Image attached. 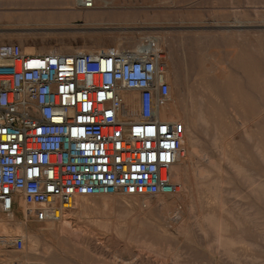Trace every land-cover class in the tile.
Segmentation results:
<instances>
[{"label": "rangeland", "instance_id": "rangeland-1", "mask_svg": "<svg viewBox=\"0 0 264 264\" xmlns=\"http://www.w3.org/2000/svg\"><path fill=\"white\" fill-rule=\"evenodd\" d=\"M95 7L0 0V46L68 54L155 40L170 85L164 104L183 126L187 197L166 207L163 195L80 196L41 232L25 206L0 211V264H264V0ZM16 227L29 240L11 246Z\"/></svg>", "mask_w": 264, "mask_h": 264}, {"label": "built area", "instance_id": "built-area-1", "mask_svg": "<svg viewBox=\"0 0 264 264\" xmlns=\"http://www.w3.org/2000/svg\"><path fill=\"white\" fill-rule=\"evenodd\" d=\"M146 45L70 54L0 46L1 212L22 201L27 216L56 220L80 196L177 192L179 127L158 116L170 91L166 65ZM128 92L137 102L130 117Z\"/></svg>", "mask_w": 264, "mask_h": 264}, {"label": "bare ground", "instance_id": "bare-ground-1", "mask_svg": "<svg viewBox=\"0 0 264 264\" xmlns=\"http://www.w3.org/2000/svg\"><path fill=\"white\" fill-rule=\"evenodd\" d=\"M108 1L109 0H95V5H96V3H98V2H102L103 4H107L108 3ZM95 7V6H94ZM93 7V8H94ZM76 8V7H75ZM92 8V9H93ZM96 8V7H95ZM94 8V9H95ZM78 9V8H77ZM80 9V8H79ZM93 9V10H94ZM71 11H73V13L74 14H76V13H78L77 11H76V9H72ZM87 10H85V12H86ZM90 11H92V10H90ZM95 14V13H94ZM88 15V14H87ZM94 17H96V15L94 16ZM89 19V18H88ZM160 40V39H159ZM152 43H155V40L154 41H149L148 43H147V45L146 46H151V44ZM143 44V43H142ZM156 44V43H155ZM86 49L85 48H80V49H77V50H75V51H73V53H75V52H77V51H85ZM50 52H54V53H58V50H53V51H50ZM49 52V53H50ZM93 52V51H92ZM70 53H72V52H70ZM70 53H68V54H70ZM38 54V53H37ZM42 54V53H41ZM168 69V68H167ZM170 73V72H169ZM126 96H127V98H128V105H129V107H128V112H127V115L126 116H132L133 115V113H134V111H135V109H136V105H137V102H136V93H126ZM201 98V97H200ZM202 99V98H201ZM173 104H174V102H173ZM173 106V105H172ZM174 106H175V104H174ZM178 110L176 109V108H174V107H168V106H166L164 103H160L159 104V108H158V116L161 118V119H163V120H166V121H170V122H175V123H177V125H178V127H179V136H180V139H181V149H180V155H179V159H178V162L174 165V166H172V168H171V177H172V181L174 182V183H177V184H179L180 185V187L177 189V192L176 193H173V194H170V195H163V196H166V199L164 200V202H163V204H164V206H166V207H169V206H172V205H175L176 203H179V202H181V200L183 199V197H187L186 195H187V188H186V186H185V184H184V176L187 174L186 173V171H185V169H184V164L187 162V154H186V152H185V141H183V139H182V131H181V127L183 128V126L181 125V121L179 120V115H178ZM173 114H175L174 116H173ZM200 120L203 122V123H205V124H207V121L202 117V116H200ZM183 130H185V129H183ZM214 138L215 139H217V136H215L214 135ZM185 140V139H184ZM216 144V143H215ZM219 146V145H218ZM215 148H217L216 146H215ZM222 149V148H221ZM224 149V148H223ZM191 153V152H190ZM188 156H189V153H188ZM192 158V157H191ZM190 161V160H189ZM191 162V161H190ZM194 163V162H193ZM190 165V164H189ZM193 166V165H192ZM191 169V168H190ZM195 170V169H194ZM203 170V169H202ZM192 171V170H191ZM198 172H199V169H198ZM200 172H202L201 170H200ZM199 172V173H200ZM197 173V172H196ZM202 174V173H201ZM204 175H205V173H203ZM195 175V174H194ZM197 177V176H196ZM210 178V177H209ZM196 179V178H195ZM199 179V178H198ZM200 180V179H199ZM211 180V179H210ZM221 180V179H220ZM196 181H198V180H196ZM199 183V182H198ZM197 183V184H198ZM214 183V182H213ZM193 184H195V183H193ZM211 184V183H210ZM203 185V184H202ZM193 186V185H192ZM199 186V185H198ZM197 186V187H198ZM204 186V185H203ZM213 186V185H212ZM208 187H206V189H207ZM210 188V187H209ZM199 189H200V187H199ZM205 189V188H204ZM208 190H210V189H208ZM220 190V189H219ZM194 191V190H193ZM204 192H205V190H203ZM198 192V191H197ZM221 192V191H220ZM219 192V193H220ZM203 193V192H202ZM215 195V194H214ZM107 196H113V195H101V196H98V197H102V198H105V197H107ZM214 198V197H213ZM220 198V197H219ZM216 200V199H215ZM218 201H219V199H218ZM20 205H23L24 206V203L22 202V201H20V203H19ZM74 204H76V200L74 201ZM25 210H27L26 209V207H25ZM27 212H29V211H27ZM204 216V215H203ZM212 216V215H211ZM1 217V216H0ZM2 218V217H1ZM7 219V221L8 222H15V220H13V219H10V217H8V218H6ZM5 219V220H6ZM204 220V219H203ZM213 220H214V218H213ZM0 221L2 222L1 224H5V221H3L2 219H0ZM37 222H39L40 223V226L38 227V230H40L39 232H41V231H48L49 229H52L53 228V222H52V217H51V213L50 212H48V214H47V218L46 219H44L43 221H37ZM179 223V222H178ZM199 223V222H198ZM200 224V223H199ZM206 224V223H205ZM7 226V225H6ZM19 227V226H18ZM18 227H16V231H17V236H14V237H10V240H11V242H12V245L11 246H13V245H18V243L19 244H21V245H23V243H22V241H23V239H27V240H29V237L26 235V236H22V234H20L21 233V231H19V228ZM208 228V227H207ZM209 229V228H208ZM20 234V235H19ZM217 236V235H216ZM217 241V240H216ZM25 243V242H24ZM29 242H27V244H28ZM30 244V243H29ZM131 255V254H130Z\"/></svg>", "mask_w": 264, "mask_h": 264}, {"label": "crops", "instance_id": "crops-1", "mask_svg": "<svg viewBox=\"0 0 264 264\" xmlns=\"http://www.w3.org/2000/svg\"><path fill=\"white\" fill-rule=\"evenodd\" d=\"M19 207V206H18ZM18 207H16V208H18Z\"/></svg>", "mask_w": 264, "mask_h": 264}]
</instances>
